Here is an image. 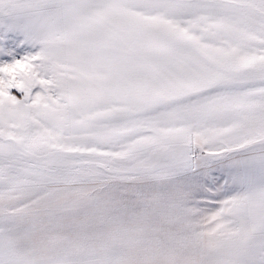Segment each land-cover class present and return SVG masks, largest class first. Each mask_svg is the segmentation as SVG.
<instances>
[{"label":"snow or ice","instance_id":"1","mask_svg":"<svg viewBox=\"0 0 264 264\" xmlns=\"http://www.w3.org/2000/svg\"><path fill=\"white\" fill-rule=\"evenodd\" d=\"M0 264H264V0H0Z\"/></svg>","mask_w":264,"mask_h":264}]
</instances>
